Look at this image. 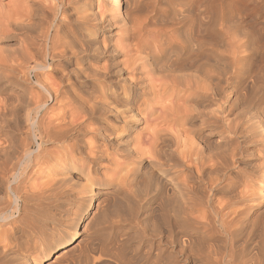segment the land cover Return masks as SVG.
<instances>
[{
    "label": "bare ground",
    "instance_id": "6f19581e",
    "mask_svg": "<svg viewBox=\"0 0 264 264\" xmlns=\"http://www.w3.org/2000/svg\"><path fill=\"white\" fill-rule=\"evenodd\" d=\"M90 1L74 15L62 8V22L73 28L47 27V60L42 53L34 65L19 66L28 83L25 112L18 113L11 88L0 99V264H264V217L250 215V202L264 195V0H232L231 15L220 19L212 9L175 20L184 30L173 39H143L133 21L108 46L84 27L106 13ZM27 6L25 14L10 6L0 20L25 27L39 10ZM105 7L117 20L121 0ZM28 49L21 52L31 55ZM66 55L73 61L57 79L42 77L51 58ZM2 77L5 90L12 79ZM195 137L226 157H208ZM252 140L263 157L257 193L229 196L222 168ZM109 208L121 217L111 219ZM118 220L117 236L89 233ZM78 224L80 238L72 241Z\"/></svg>",
    "mask_w": 264,
    "mask_h": 264
},
{
    "label": "rangeland",
    "instance_id": "374dc122",
    "mask_svg": "<svg viewBox=\"0 0 264 264\" xmlns=\"http://www.w3.org/2000/svg\"><path fill=\"white\" fill-rule=\"evenodd\" d=\"M16 1L18 3H16ZM20 1H21V3L18 0H0V13H1L0 17L2 15V18H3V12L7 13L10 6L13 9L16 8V9H14V11H18V9L22 6L21 7L22 10L20 9V11H23L24 14L26 13L25 9L28 7L27 5H29L30 7L33 6L31 8H37V6H38L39 10L33 11V13L35 14V12H36V14L34 16L30 17L31 18L30 21L25 20V25H24L25 27H23V28H20V26L14 27V25L6 27L5 21L3 19H1L2 20V22H1V20H0V28H1L0 29V83H1V81L2 82L5 81L4 79H2L3 78L2 76H8V77H10V79H12V83L8 84L5 87L7 89H5V90H4V88L0 89V99L3 96L10 94L11 91H9V89L11 88L14 93L18 94L19 100L14 101V103L16 105V109H17L19 114L21 112H22L21 114H23V112H25V109L27 108L26 104L28 103V98H26V97H28L29 94L27 93L28 91L25 92V90L23 89L24 86L28 85V83L25 81L26 75L23 74L22 69H25V67L27 68V67L34 65L36 63V61L39 59L41 60V58H39V57L42 56V53L45 54L44 56H46V60H47L46 53L48 52L49 45H48V42L46 45L44 44V37H43L44 32L47 31L48 26H49L48 30H49V32H51L52 28L55 27L54 25H57L60 23H63L65 25L67 24V26H65V28L66 27H68V28H66V29H69V28L71 29V27L73 28L74 25H76L75 22H72L71 25H68L67 22H62V21H64V18H62L63 16H60L62 8H64V10H66V11L68 10L67 13L74 15L73 13H76V10L77 11L81 10V8H82V6H81L82 2L81 1H83V0H79V1L77 0V2H76V0H70V2H69V0H63L59 6H57L56 0H51V2H49L50 0H44V2H42L43 0H39L41 2V3L39 2V4H38V0H34V2H33V0H28V1L20 0ZM52 1H53V3H52ZM106 1L107 0H91L90 1L91 5H92L91 8L94 11H96V9H98L100 7V10L101 11L103 10L102 12H104V13L106 12V13L103 16V19H101L100 21H99V18H97V16L99 14L96 15L95 19L91 20L90 21L91 23L90 22L86 23L84 25V27H86V29L88 28L87 30H89V34L92 37H95L96 39H98V41L102 42L103 44L105 42V44H107V46L109 45L108 42L110 40H112V38H113V32L114 31H116L118 33L120 32L119 34H121V27L124 28L126 25H128L130 22H133V21H136L138 23L137 25L139 26L140 33H141L143 39L147 38V40H149V39L156 37L158 35L162 39L163 38L167 39L169 37L173 39V38L178 36L177 34H179V32L184 30V27L181 28L178 24H175V22H176L175 20H191V18L197 16L198 13L201 12L203 15L208 14V12H210L209 10H212V9L218 10V12H217L218 19H220L223 14H227V16H230L232 11H233L232 0H224L221 5L218 4L219 0H121L122 7H121V10L118 12L119 17H117V20H114L115 21L114 22L113 20H110L108 17L110 14L108 13V10L105 7ZM46 2H49V3L47 4ZM13 3L16 6L13 5ZM42 3H44V4L42 5ZM68 3L71 4L72 6L69 5ZM19 4H21V5H19ZM74 4H77V5H74ZM34 5H35V7H34ZM17 6H19V8ZM39 6H41L42 8H40ZM52 6H54L53 7V9L55 10L54 13L51 12L53 10ZM11 7H10V11H9L10 13L12 10ZM24 7H25V9H24ZM75 7H77V9H75ZM49 8L51 9L50 11H48ZM101 8H103V9H101ZM220 8H222V12H221ZM104 9L107 11H104ZM42 10H43V12H42ZM14 11L12 13H14ZM39 12L42 13L40 16L38 15ZM46 12L48 14H46ZM49 13H51V14H49ZM47 15H50V16L48 17ZM66 15H68V14H66ZM205 16H209V15H205ZM44 17H46V18H44ZM68 17H70V16L68 15ZM51 18H55V20H52ZM60 18L63 20L60 21L59 20ZM41 19H44L46 23L44 22V20H41ZM56 20L57 21L59 20L58 21L59 23L56 22ZM92 21H94V22H92ZM29 22H31V23H29ZM35 22H37V23H35ZM26 23L27 24L29 23L28 24L29 27ZM43 23H44V25H43ZM93 23L97 24L96 25L97 27L95 25L91 26V24H93ZM99 23H100V25H98ZM42 25L44 26V28L46 27L45 28L46 30L44 29L45 31H43V32H42L43 29H41V27H43ZM101 25H104V26L102 28H100ZM33 26H35V27H33ZM62 26L64 27V25H62ZM178 26L180 29L178 28ZM30 27H31V29H30V31H28L29 30L28 28H30ZM32 27L34 28V31L32 30L33 29ZM174 27L177 28V30ZM25 32H27V33H25ZM172 32H173V35H172ZM36 34H38V35H36ZM78 35L79 34L77 33L75 36L79 37ZM175 35H177V36H175ZM29 39H30V41H29ZM100 39H103V40H100ZM31 41H32V43L33 42L34 43L32 44ZM23 44H24V46H23ZM31 45L33 46L34 49L32 47H30ZM28 47L30 48V49H28V51H30V54L33 56L26 54V53H23V52H25L24 49H26ZM21 51H23V52H21ZM37 52L38 53L41 52V54L37 55L36 54ZM23 54H26V55H23ZM27 56H29V57H27ZM19 57H20V59H19ZM23 57H24V59H23ZM34 57H35V60H34ZM70 57L71 56L66 55V56H56V57H53V59L51 58L50 62H53V63L50 64L49 69L46 72H43V74L49 73V74H51L48 76L49 79L50 78H53V79L56 78L57 79V77H59V75L62 72L61 70L65 67H69V64H71L70 61H73V57H71V58ZM12 59H14L15 63ZM27 59H28V61H26ZM20 60H22V61H20ZM16 61L17 62L19 61V63H16ZM23 61H24V65H23ZM54 62H57L59 65H56L55 67H53ZM20 65L22 66L21 67L22 69L19 68ZM59 66H61L62 68ZM13 69H14V71H13ZM15 69L17 71H15ZM24 72L26 74V70H24ZM32 73H30V76H29L31 79H33ZM41 73L42 72H39V74H41ZM45 75L46 74H44L42 77H45ZM53 76L54 77L57 76V77L54 78ZM33 87L34 86H32L31 90L33 91L32 93L34 94V92H35L34 90H36V88L35 87L33 88ZM11 95H12V93H11ZM24 96H26V97L24 98ZM51 104H52V102L49 100L48 105H51ZM32 115H34L33 112H32ZM21 126H23V123L21 124ZM22 128H24L23 129L24 132H22ZM19 129H21V130H19V132H21V134H23L25 137L26 134L28 133L25 129V125L23 127H20ZM201 136L204 137V135H201ZM205 139H206V137L201 139L200 140L201 142H200L198 140V138H196V137L194 138V140H197L200 142V143L196 142L198 144V146L201 144L200 147L202 148V145H203V149H204L203 151H204L205 155H208V157L209 156H216L217 160L219 159L218 161H222L223 160L222 157L224 156V153L219 152L218 150H216L215 148L213 149L212 147H211V150L209 148H208L209 150L206 149L207 147L204 148ZM32 141L33 140L31 138H29V139H26L25 143L30 142V146L33 149H35L36 144L34 143V141L33 142ZM193 145H196V144L193 143ZM260 148H261L260 142L257 140L245 142V144H243V143L239 144L238 150L241 152L236 155L235 163L232 166L227 167L228 169L222 168L224 173L225 172L228 173V174L225 173V175H227V178H229L228 181L230 183V188L228 190L229 196L242 195V196H248V197H252V198L255 197V193H257L255 183L259 177V174H260L259 169L261 167L260 162L263 159L262 154L260 152ZM210 151H213L215 153H212ZM226 155L227 154H225L224 157H226ZM221 166L224 167L223 164H221L219 167L221 168ZM227 178H226V176H224L225 181H227ZM203 183H205V180ZM219 194H220V192H219ZM120 198H121V196L116 198V200H115L116 204L118 203V205L120 206L123 203L122 208H124L125 204H124V202L120 201L121 200ZM94 202H95V200H94ZM250 203H253L252 206L254 207V210L250 213V215L252 216V219L255 220L258 217V220L261 221L263 219L262 217H264V195H262L261 198H258L255 202H250ZM20 204H21V201L19 203V206H20ZM90 206L91 205H87L85 207V209L86 208L87 209L84 210L85 214H84V212H82L81 215L79 216L80 220L85 218L87 210L91 211V210H89V208H91ZM121 206H120V210H121ZM116 207H118V206H116ZM110 208L113 210L114 206L110 207ZM110 208H109V210L106 209V211H105V213H107L106 214L107 216L109 215V217H111V219L113 218L115 220L118 219V216L121 217V215H120L121 211L119 212V215L117 214V216H116L117 218L113 217L112 216L113 214H111L112 210H110ZM115 209L116 208H114V210ZM107 210L109 211V213ZM114 210L112 211V213L114 212ZM19 213L21 214V210L15 211L14 216H17ZM120 221L119 220L113 221V222L107 221L106 224L104 223L105 225L102 224L100 226L97 225L98 227L95 226L98 229L97 228L94 229V227L92 229H90L89 233H91L92 236L97 237V238H101V237L103 238L104 235L106 236L107 234H109L108 236H110V238L117 236V234L121 233V222ZM140 227H142L141 224H140ZM100 228H101V230H100ZM93 232H94V234H92ZM80 235H81V228L78 224L76 231H74L72 241L79 239ZM108 236H106V237H108ZM56 251L57 250L51 251L50 255L48 257H46V261H51L54 257V253Z\"/></svg>",
    "mask_w": 264,
    "mask_h": 264
}]
</instances>
